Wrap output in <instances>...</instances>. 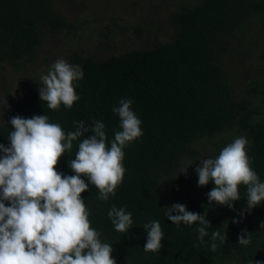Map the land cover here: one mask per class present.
<instances>
[{"label":"trees","instance_id":"trees-1","mask_svg":"<svg viewBox=\"0 0 264 264\" xmlns=\"http://www.w3.org/2000/svg\"><path fill=\"white\" fill-rule=\"evenodd\" d=\"M174 5L167 41L159 42L156 35L150 48L103 59L72 51V64L79 65L84 75L76 82L80 99L70 109L63 105L56 111L48 109L39 98V83L23 76L16 80L14 93L3 86L0 143H9L7 121L13 116L47 115L65 132L75 130V121L91 127L99 120L105 124L110 146L114 130H120L112 109L122 98H130L143 135L123 149L122 183L107 201L97 199L94 185L81 194L91 227L112 245L116 264H264V202L249 211L242 185L241 199L230 209L209 205L211 181L192 196L185 187L189 183L186 165L196 173L200 158L217 156L239 136L248 139L252 168L264 182V108L260 106L264 60L256 54L264 46V0H179ZM79 30L56 0H0V68L33 67L48 35L66 32L74 37ZM105 31L107 42L99 47L112 41L110 26ZM142 31V25L135 28L138 35ZM78 143L73 141V149L59 161L57 170L65 175H74L68 161L75 158ZM176 203L191 212L207 213L211 228L205 244L197 238L198 222L176 225L168 220L166 208ZM113 204L126 206L132 214L128 232H117L111 223L108 211ZM153 220L159 221L164 239L159 252H145L143 225ZM216 229L226 239L224 243L217 239L213 252L210 238ZM242 230L245 238L251 234L247 246L238 244Z\"/></svg>","mask_w":264,"mask_h":264},{"label":"clouds","instance_id":"clouds-1","mask_svg":"<svg viewBox=\"0 0 264 264\" xmlns=\"http://www.w3.org/2000/svg\"><path fill=\"white\" fill-rule=\"evenodd\" d=\"M83 75L79 65L56 59L40 76V100L53 111L61 105L70 109L80 99L75 88ZM132 105V99L122 98L113 107L120 130H114L110 146L105 124L99 120L91 127L75 121V130L68 132L50 122L47 115H16L7 121L11 125L9 143H0V264H116L112 245L103 242L101 233L91 227L90 212L81 194L94 185L99 191L97 199L107 201L122 183L126 171L123 149L143 135L142 121ZM86 133L92 134L81 140ZM73 141H79L75 158L68 161L74 175H65L57 166L73 149ZM248 144L245 136L236 137L217 156L199 161L195 168L198 186L214 183L207 193L209 205L234 208L233 202L241 199L242 185L249 211L264 202V182L252 168ZM125 207L113 204L108 211L115 230L121 233L128 232L133 224L132 214ZM165 215L176 225L198 222L197 238L200 244L206 243L204 237L211 228L207 213L191 212L176 203L166 208ZM143 227L147 232L144 251L159 252L164 239L159 221ZM245 231L238 236L241 246L251 243V234L245 238ZM210 239L214 252L218 247L215 241L224 243L226 237L216 229Z\"/></svg>","mask_w":264,"mask_h":264},{"label":"rangeland","instance_id":"rangeland-1","mask_svg":"<svg viewBox=\"0 0 264 264\" xmlns=\"http://www.w3.org/2000/svg\"><path fill=\"white\" fill-rule=\"evenodd\" d=\"M178 1L56 0L60 7L68 10L69 21L80 30L74 37L67 35L66 32L55 37L48 35L44 50L39 53L36 65L33 67L21 71L7 65L0 68V95L5 96L6 89L14 93L15 82L20 76L39 83L41 74H46L51 64L58 58H63L72 64L70 54L75 50H81L83 55L103 59L112 54H122L140 47L150 48L156 35L159 42L169 40L171 30L168 16L175 8L174 3ZM141 25L144 27V32L138 35L135 33V28H140ZM108 26L112 29V41L108 42V45L99 47L100 43L107 42L103 34ZM257 53L262 55L264 60V46L259 48ZM3 86L6 87L4 91ZM260 106L263 109L264 103L260 102ZM198 165L199 163L196 167ZM186 167L189 172L187 176L189 183L185 185L186 194L192 196L205 187L198 186L197 174L187 165Z\"/></svg>","mask_w":264,"mask_h":264}]
</instances>
